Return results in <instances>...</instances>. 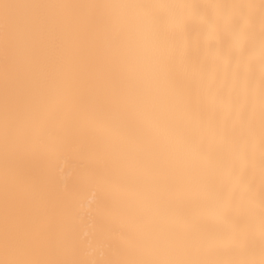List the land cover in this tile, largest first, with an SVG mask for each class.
Returning <instances> with one entry per match:
<instances>
[{
	"label": "snow or ice",
	"instance_id": "1",
	"mask_svg": "<svg viewBox=\"0 0 264 264\" xmlns=\"http://www.w3.org/2000/svg\"><path fill=\"white\" fill-rule=\"evenodd\" d=\"M0 264H264V0H0Z\"/></svg>",
	"mask_w": 264,
	"mask_h": 264
}]
</instances>
